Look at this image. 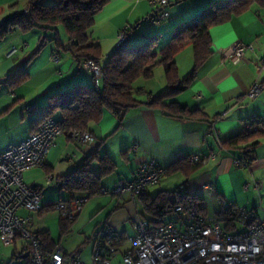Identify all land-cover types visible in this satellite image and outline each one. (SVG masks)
Masks as SVG:
<instances>
[{"label": "crops", "instance_id": "1", "mask_svg": "<svg viewBox=\"0 0 264 264\" xmlns=\"http://www.w3.org/2000/svg\"><path fill=\"white\" fill-rule=\"evenodd\" d=\"M213 1L171 0L168 6L170 16L161 24L146 28L145 23L156 11V6L149 0H110L96 15L95 23L88 32L101 48L109 43L116 44L118 34L125 26L130 30L144 26L145 30L140 33L141 41L153 35L170 38L176 29L190 22ZM211 36L212 55L198 70L196 79L187 89L164 101H176L190 109L202 110L204 115L198 118L186 115L175 117L167 109L142 105L130 109L119 124L120 120L114 113L104 110L100 121L91 123L89 127L95 137V145L79 144L66 134L56 138L40 170L45 176L51 174L55 178L47 185L45 177L43 182L38 180L32 184L42 190L45 204L86 194L81 191L70 193L61 184L95 148L98 155L90 163V169L100 176V184L104 188L133 180L138 167L150 159H156L164 169L178 165L177 170L165 175L160 184L150 186L140 195L126 192L109 195L99 201L92 210L104 211L99 215L100 222L95 225L92 235L86 236L82 245L78 246L81 253L85 244H90L92 249L94 234L105 224L125 236L128 234V223H132L134 232L138 218L156 223V216L147 213L145 204L151 203L159 191L177 190L182 184L186 185L185 194L196 195L202 200L203 215L207 218L218 216L222 206L227 207L230 203L239 209L255 211L260 216L264 214L261 212V209L264 211L263 193L257 192L256 188L252 190L251 186L248 189L244 187L250 178H264V134L258 133L235 147L224 144V141L242 132L244 121L254 114L264 116V7L254 4L228 22L212 27ZM237 41L253 44L254 49H248L243 60L234 63L229 53ZM14 43L20 45L21 50L15 56L7 57L4 51ZM32 44L26 33L20 31L0 38V152L19 144L39 128L41 123L37 121L52 92L65 90L78 82L92 85V74L85 71L70 53H61L56 46H52L50 56L53 60V56L59 54L58 64L50 58L47 60V57L43 63L39 62L42 55L39 54L28 66L30 77L27 81L15 86L8 84V76L31 56L34 51ZM175 60L180 79L188 77L194 68L193 45L180 51ZM165 81L164 88L163 85L157 90L150 87L136 98L146 101V92L159 94L169 86L167 79ZM255 84H259L262 90L258 96L251 98L248 92ZM28 106H35V109L29 112ZM180 153L197 154L205 161H190L189 167L185 161L187 158L178 157ZM104 156L108 161L106 166L109 165L107 169L99 158ZM236 158L248 161V165L238 166ZM172 182L175 183L173 187H166ZM210 183L214 184L213 189H209ZM209 205L215 208L212 217ZM140 206L143 211L139 210ZM43 214L35 216L42 217ZM147 214H151V218ZM162 220L179 223V215L176 213L169 220L165 217Z\"/></svg>", "mask_w": 264, "mask_h": 264}, {"label": "trees", "instance_id": "2", "mask_svg": "<svg viewBox=\"0 0 264 264\" xmlns=\"http://www.w3.org/2000/svg\"><path fill=\"white\" fill-rule=\"evenodd\" d=\"M109 1L28 0L24 10L15 11L0 24V38L15 31L26 33L36 28L49 29L54 32L53 39L57 47L70 53L77 62L83 64L88 60H93L101 66V78L97 80L93 76L95 84L78 82L65 90L58 89L48 97V103L37 122L42 124L47 119L52 118L59 123L64 134L68 136L73 130L90 131V124L99 122L104 110H110L114 113L120 120L119 124L130 109L142 105L167 109L170 111V115L175 117L186 115L189 118H198L204 115L202 110L190 109L176 101L169 103L164 101L187 89L196 79L198 70L212 55V27L228 22L234 15L249 10L254 4L264 7V0H215L190 22L176 29L160 51H157L156 48L161 38L156 35L149 36L141 45L127 46L126 42L130 30L127 26L126 41L117 45L113 53L103 62L101 46L90 37L88 30L94 25L96 15ZM149 19L148 21L151 23ZM60 25L65 27L69 36L66 44L63 43L60 36ZM44 45L43 40L39 47L32 52L29 59L8 76V84L15 86L29 79L28 66L40 54ZM188 45H193L194 48V68L188 77L180 79L175 57ZM158 65H162L165 70L168 88L157 95L146 92L148 99L146 101L138 100L136 96L145 91L136 86L137 80L140 78L151 79ZM256 134L258 132H246L242 127L240 134L230 137L224 141V144L235 147L240 143L247 142ZM246 149L248 150L246 154H248L250 152L249 146ZM97 152L98 150L95 148L71 174L62 180L61 187L63 189L70 193L84 192L86 193L84 195L88 196L89 199L100 195L103 188L100 184V176L90 169V163L97 157ZM99 158L104 169H107L109 167V165L106 166L107 157ZM186 158V163L191 167V160ZM244 165H248V161L245 160ZM177 167L178 165L168 167L165 169V175L176 171ZM178 204H182L186 210L196 209L203 214L202 200L196 195H180L179 189L159 191L151 203L145 204V209L156 216V223H162V218L169 212H174V207ZM239 210L237 206L230 203L227 207L223 205L217 213L226 229L230 231L236 229ZM74 221L70 222L61 218L62 235L67 234ZM120 234L124 236L123 233ZM36 236L44 249L46 248L45 250H52L57 245L48 230L37 231ZM21 255L22 253L19 252L20 258ZM16 257L18 256L16 255Z\"/></svg>", "mask_w": 264, "mask_h": 264}, {"label": "built area", "instance_id": "3", "mask_svg": "<svg viewBox=\"0 0 264 264\" xmlns=\"http://www.w3.org/2000/svg\"><path fill=\"white\" fill-rule=\"evenodd\" d=\"M156 6V12L150 22L159 24L170 16L168 5L171 0H149ZM125 26L118 34L117 45L126 41ZM253 44L237 41L230 49L229 58L238 63L243 60ZM19 47L12 44L6 50V56H15ZM59 54L53 61H59ZM82 68L90 72L97 80L101 78V66L93 60L82 64ZM262 87L255 84L248 92L251 98L260 94ZM35 106H28L29 112ZM246 132L264 133V116L254 114L242 125ZM64 134L59 123L49 118L25 140L11 145L0 152V242L13 245L18 238L25 241L21 253H29L25 264H89L83 260L78 249L72 253L64 252L59 244L52 250H45L32 232L29 224L35 215H42L48 208L59 212L62 219L74 221L83 211L88 196H76L69 200H61L45 204L42 190L29 185L24 180V173L34 167L43 166L55 140ZM71 138L82 145H95V137L89 130H73ZM180 159L188 157L192 162L205 161L197 154L180 153ZM238 166L245 164L235 159ZM165 176V169L156 159L143 162L131 181L121 183L113 188H102L100 194L122 195L130 192L133 195L144 193L150 186L160 184ZM55 177H47L50 184ZM257 188L261 187L255 182ZM213 189L214 184H209ZM248 184L245 185L247 189ZM180 195L186 193V185L179 188ZM179 215V223L163 221L153 223L145 218H138L134 225V234L126 244V237L118 233L112 226L105 224L92 238V263L115 264H264V214L240 209L236 222L244 224V230H228L218 216L207 218L196 209L186 210L182 204L174 207ZM236 228V227H235Z\"/></svg>", "mask_w": 264, "mask_h": 264}, {"label": "rangeland", "instance_id": "4", "mask_svg": "<svg viewBox=\"0 0 264 264\" xmlns=\"http://www.w3.org/2000/svg\"><path fill=\"white\" fill-rule=\"evenodd\" d=\"M8 1L9 0H0V24L7 17L11 16L15 11L24 10L28 0H13L11 3H8ZM221 1H225V0H221ZM145 27L146 28L147 27H154V25L149 23V22H146ZM145 27L143 26V27H140L136 30L131 29L130 30V37H129L128 41L126 42V45L127 46L141 45L144 41L140 40V33H142L145 30L144 29ZM59 32H60V36H61L63 43L66 44L69 37H67L68 33H67V31L63 25L59 26ZM26 37H27V39H29L30 41L33 42L32 46H31L32 50H36L39 47L41 41L44 40L45 45L43 46V49L40 52V54H42V55L40 57L39 62L43 63L44 62L43 60H45L46 57H47V60H48V58H50V61L52 60L51 56H50L52 46L57 47V44L55 43V40L53 39L54 38V32L53 31H51L49 29L36 28V29H32V30H29L28 32H26ZM168 39H169L168 37H162L160 39L159 45L156 48V50L160 51V49L167 43ZM14 45L19 47V51L21 50L20 45L15 44V43H14ZM9 47H7L6 50ZM116 47H117V42H116V44L109 43L104 48H101V56H102L103 62L105 61L106 58H108L113 53V51L115 50ZM31 49L29 51H31ZM6 50L4 51L5 54H6ZM59 50L61 53L66 52L63 48H61V49L59 48ZM24 51L25 50H22V52H24ZM27 59H29V57ZM25 61H27V60H25ZM52 62H54V64L59 63V61L55 62L53 60H52ZM54 66H57V65H54ZM165 75L166 74H165V70H164L163 66L158 65L155 68L154 76L151 79L140 78L137 80L136 86H139L144 90H148V89H150V87H152V89L154 87L156 90L161 89L162 85H163L162 88H164L165 84H166L165 79H167ZM90 78H91V83L95 84V80H94L93 75ZM40 170H42V168H41V166H38V167H34V168L30 169L29 171H27L25 173V176H24L25 182L29 185H32L34 183V181L40 180L41 182H43L42 179L45 177L44 183L46 184L47 183V177L49 174H46V176H45V174L44 173L42 174V172ZM256 181L261 184L260 188L256 187V185H255ZM246 184L251 186L252 190H254L256 188L257 192H262L263 193V199H264V189H263L264 188V178H260V180L255 179V178H252V179L250 178V179L246 180L244 187ZM174 185H175V183L172 182L170 184H167L166 187H173ZM108 196L109 195L100 194V195L94 196L91 199H89L84 205L83 209H85V210L83 211L82 216H80L78 220L76 218L77 221L74 222L72 228L67 232V234H64V235L61 234V229H60L61 216H60L58 211L53 210V209H49L47 211V213L43 214L42 217L35 216L33 222H31L28 227L31 228L32 232H34V233L37 231L48 230L50 232L51 238L53 240H55L60 245L61 248H63L64 252L72 253L78 249V246L80 244L82 245V243L85 241L86 236L92 235V232L95 228V225L98 222H100L98 217L104 211V210H102L101 212H97V210L94 211V210H92V208H94L99 201H102V199L104 197H108ZM139 210L143 211L142 206H140ZM92 211H94V212H92ZM261 212H262V214L264 213V211L262 209H261ZM91 213H93V214H91ZM147 213H149V212H147ZM214 214H215V208L213 206L209 205L210 217H212V215H214ZM175 215H176V213L171 211V212H169V214H166L165 220H169L170 218L174 217ZM147 217L151 218V214L150 215L147 214ZM97 220H99V221H97ZM127 227H128V234L125 235V237L127 238L125 245H130V241H129L128 237H131L134 234L133 229H132V223L131 222L128 223ZM244 228L245 227H244L243 223L236 222V229L244 230ZM24 243H25V241L22 240L21 238H18L16 243L13 245H4L0 242V264H25L27 262V259H22L19 257V252L21 251L22 245ZM82 248L84 249V251L82 253L83 260H85L86 262L91 264L92 263V249H91L90 244H85L82 246ZM16 255L18 257H16ZM120 259H121V257L118 256L115 259V264Z\"/></svg>", "mask_w": 264, "mask_h": 264}, {"label": "water", "instance_id": "5", "mask_svg": "<svg viewBox=\"0 0 264 264\" xmlns=\"http://www.w3.org/2000/svg\"><path fill=\"white\" fill-rule=\"evenodd\" d=\"M28 255H29V253L27 252V253H25V254H23V255H21V258H27L28 257Z\"/></svg>", "mask_w": 264, "mask_h": 264}]
</instances>
